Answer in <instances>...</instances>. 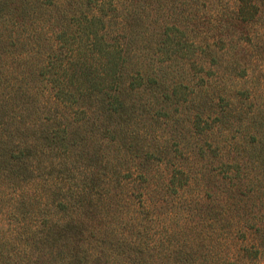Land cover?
I'll return each instance as SVG.
<instances>
[{
  "label": "trees",
  "instance_id": "1",
  "mask_svg": "<svg viewBox=\"0 0 264 264\" xmlns=\"http://www.w3.org/2000/svg\"><path fill=\"white\" fill-rule=\"evenodd\" d=\"M215 1L0 0V264H264V0Z\"/></svg>",
  "mask_w": 264,
  "mask_h": 264
},
{
  "label": "rangeland",
  "instance_id": "2",
  "mask_svg": "<svg viewBox=\"0 0 264 264\" xmlns=\"http://www.w3.org/2000/svg\"><path fill=\"white\" fill-rule=\"evenodd\" d=\"M214 4V2H213ZM215 9L216 10H221V11H226L228 12L229 9H232V3L230 0H223L222 2H219V1H215ZM264 6V5H263ZM261 14H260V19H261V23H259L257 26H255L253 29H251L252 31H257L259 33H261L262 35H264V9L261 10ZM227 26V24H226ZM229 29V28H228ZM226 37V36H225ZM241 43L243 44V46L245 45L242 41ZM261 103L264 107V99L263 97H261ZM264 109V108H263Z\"/></svg>",
  "mask_w": 264,
  "mask_h": 264
}]
</instances>
